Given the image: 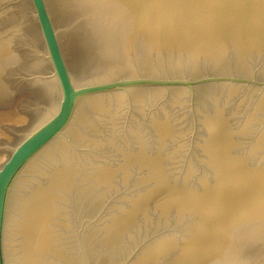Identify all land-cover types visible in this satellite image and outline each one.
Returning <instances> with one entry per match:
<instances>
[{
	"label": "water",
	"instance_id": "obj_1",
	"mask_svg": "<svg viewBox=\"0 0 264 264\" xmlns=\"http://www.w3.org/2000/svg\"><path fill=\"white\" fill-rule=\"evenodd\" d=\"M0 264H264V0H0Z\"/></svg>",
	"mask_w": 264,
	"mask_h": 264
}]
</instances>
